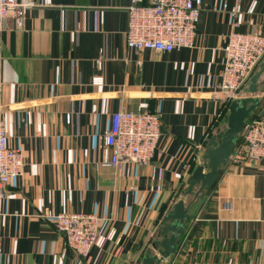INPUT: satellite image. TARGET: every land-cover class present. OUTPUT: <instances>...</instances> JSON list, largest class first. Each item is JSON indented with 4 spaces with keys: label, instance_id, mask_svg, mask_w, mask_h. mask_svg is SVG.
Instances as JSON below:
<instances>
[{
    "label": "crops",
    "instance_id": "1",
    "mask_svg": "<svg viewBox=\"0 0 264 264\" xmlns=\"http://www.w3.org/2000/svg\"><path fill=\"white\" fill-rule=\"evenodd\" d=\"M31 1L23 26L0 31V110L25 161L6 187L0 264H137L181 199L190 219L162 264H264V161L229 159L212 189L195 199L184 191L225 117L227 126L231 101L220 85L229 37L264 34V0H194V46L172 52L128 49L131 0ZM259 90L256 113L264 72ZM121 109L162 114L150 164L105 165L102 137ZM62 211L101 217L87 257L55 227Z\"/></svg>",
    "mask_w": 264,
    "mask_h": 264
},
{
    "label": "built area",
    "instance_id": "2",
    "mask_svg": "<svg viewBox=\"0 0 264 264\" xmlns=\"http://www.w3.org/2000/svg\"><path fill=\"white\" fill-rule=\"evenodd\" d=\"M30 6L31 0H0V31L23 26ZM239 11L240 6L237 5L235 12ZM199 20L200 10L194 0H131L126 46L135 51L149 49L156 52L192 47ZM224 51L220 87L232 101L242 96L255 68L264 58V34L256 30L233 32ZM92 83L102 85L103 78L95 76ZM161 123L159 111L121 109L113 113L111 125L101 142V147L110 151L105 165L125 171L133 165L150 164L161 136ZM230 159L249 163L264 161V109L254 112L247 121ZM24 167L22 150L9 145L5 118L0 110V217L6 187L12 179L22 175ZM101 220L94 213L62 211L53 215L55 227L80 257H87L97 243Z\"/></svg>",
    "mask_w": 264,
    "mask_h": 264
},
{
    "label": "water",
    "instance_id": "3",
    "mask_svg": "<svg viewBox=\"0 0 264 264\" xmlns=\"http://www.w3.org/2000/svg\"><path fill=\"white\" fill-rule=\"evenodd\" d=\"M263 72L264 63L261 69L251 76L249 86L242 96L230 102L226 134L219 139L212 136L208 140L203 154L204 162L196 166L187 179L186 195L197 198L215 185L222 168L233 154L247 121L260 105L259 79ZM187 221V206L185 200L181 199L161 221L158 231L160 239L152 243L158 253L146 252L137 264H162L168 261L178 248L186 231Z\"/></svg>",
    "mask_w": 264,
    "mask_h": 264
},
{
    "label": "rangeland",
    "instance_id": "4",
    "mask_svg": "<svg viewBox=\"0 0 264 264\" xmlns=\"http://www.w3.org/2000/svg\"><path fill=\"white\" fill-rule=\"evenodd\" d=\"M263 63H264V60H261V62H260V63L257 65V67L255 68L253 74L256 73V72L258 71V69L263 65ZM219 124H220V125H218L219 127H218L217 134H216V135H213V136H216L217 139H219L222 135L226 134V129H227V126H226V117H225V123H224V119H223V120L221 121V123H219ZM185 189H186V185H185V187H184V191H185ZM188 199H191V198H188ZM193 199H195V198L193 197ZM188 206H189V204H188ZM188 206H187V207H188ZM187 214H188V220H189V219H190V213L187 212ZM187 222H188V221H187ZM159 239H160V236H158V239L156 238L155 240H153L152 243L158 241ZM152 243L149 244V246H148L147 248H144L143 250H144L145 252H149L150 254H157L158 251L152 247Z\"/></svg>",
    "mask_w": 264,
    "mask_h": 264
},
{
    "label": "trees",
    "instance_id": "5",
    "mask_svg": "<svg viewBox=\"0 0 264 264\" xmlns=\"http://www.w3.org/2000/svg\"><path fill=\"white\" fill-rule=\"evenodd\" d=\"M253 115V114H252ZM239 139H240V137H239ZM239 142V141H238ZM212 189V188H211Z\"/></svg>",
    "mask_w": 264,
    "mask_h": 264
}]
</instances>
